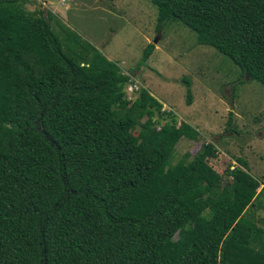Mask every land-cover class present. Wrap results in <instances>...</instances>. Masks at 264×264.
Segmentation results:
<instances>
[{
    "label": "trees",
    "instance_id": "obj_1",
    "mask_svg": "<svg viewBox=\"0 0 264 264\" xmlns=\"http://www.w3.org/2000/svg\"><path fill=\"white\" fill-rule=\"evenodd\" d=\"M151 1L264 86V0ZM24 2L0 0V264H264L245 160L218 172L215 141L176 158L199 130Z\"/></svg>",
    "mask_w": 264,
    "mask_h": 264
},
{
    "label": "rangeland",
    "instance_id": "obj_2",
    "mask_svg": "<svg viewBox=\"0 0 264 264\" xmlns=\"http://www.w3.org/2000/svg\"><path fill=\"white\" fill-rule=\"evenodd\" d=\"M23 6L28 11L48 9L53 24L75 31L123 72H135L131 78L137 88L145 86L163 110L175 113L178 123L194 125L198 139L181 136L176 158L215 141L218 153L209 159L215 170L221 173L241 157L250 175L264 181V86L242 75L240 67L213 46L197 43L187 25L173 20L160 29L151 0H25ZM149 42L154 49L137 67ZM188 88L191 103L186 102ZM125 90L130 99L138 91L129 90L127 83ZM255 201L248 219L264 230V193Z\"/></svg>",
    "mask_w": 264,
    "mask_h": 264
},
{
    "label": "built area",
    "instance_id": "obj_3",
    "mask_svg": "<svg viewBox=\"0 0 264 264\" xmlns=\"http://www.w3.org/2000/svg\"><path fill=\"white\" fill-rule=\"evenodd\" d=\"M137 84L136 83H134L133 81H130V82H128L127 83V88L129 89V90H134V89H137ZM128 92V91H127Z\"/></svg>",
    "mask_w": 264,
    "mask_h": 264
},
{
    "label": "crops",
    "instance_id": "obj_4",
    "mask_svg": "<svg viewBox=\"0 0 264 264\" xmlns=\"http://www.w3.org/2000/svg\"><path fill=\"white\" fill-rule=\"evenodd\" d=\"M262 187H263V186L261 185V187L258 189V191H260ZM259 209H260L259 207H256V208H255V210H259ZM256 212H257V211H256Z\"/></svg>",
    "mask_w": 264,
    "mask_h": 264
},
{
    "label": "water",
    "instance_id": "obj_5",
    "mask_svg": "<svg viewBox=\"0 0 264 264\" xmlns=\"http://www.w3.org/2000/svg\"><path fill=\"white\" fill-rule=\"evenodd\" d=\"M156 40H157V38L154 41H156Z\"/></svg>",
    "mask_w": 264,
    "mask_h": 264
}]
</instances>
